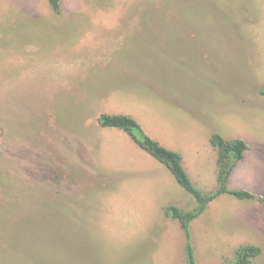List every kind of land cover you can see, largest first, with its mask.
<instances>
[{
    "label": "rangeland",
    "instance_id": "374dc122",
    "mask_svg": "<svg viewBox=\"0 0 264 264\" xmlns=\"http://www.w3.org/2000/svg\"><path fill=\"white\" fill-rule=\"evenodd\" d=\"M263 87L264 0H0V264H186L164 208L195 200L98 117L136 119L207 193L211 135L241 138L231 186L264 197ZM191 236L197 264H264V202L222 196Z\"/></svg>",
    "mask_w": 264,
    "mask_h": 264
},
{
    "label": "trees",
    "instance_id": "16d2710c",
    "mask_svg": "<svg viewBox=\"0 0 264 264\" xmlns=\"http://www.w3.org/2000/svg\"><path fill=\"white\" fill-rule=\"evenodd\" d=\"M47 1L55 14L62 12L63 0ZM259 93L264 97V87L260 89ZM98 124L102 128L117 129L126 133L138 148L162 164L173 176L177 185L195 200L196 207L191 211H186L176 205H168L164 208L165 215L177 221L185 235L186 264H197L191 242V224L206 211L212 202L222 196H229L239 201L264 202V197L258 196L250 190L231 186V179L236 167L244 161L250 150L248 143L241 138L227 139L218 133L211 135L210 144L217 151V186L214 191L207 193L192 182L184 167L183 155L152 138L133 117L126 114L102 113L98 117ZM260 254L261 249L257 246H240L235 252L234 259L227 264H251Z\"/></svg>",
    "mask_w": 264,
    "mask_h": 264
},
{
    "label": "crops",
    "instance_id": "0c3cea01",
    "mask_svg": "<svg viewBox=\"0 0 264 264\" xmlns=\"http://www.w3.org/2000/svg\"><path fill=\"white\" fill-rule=\"evenodd\" d=\"M157 141H158V140H157ZM143 152H144V151H143ZM146 156H147V155H146ZM150 157H151V156H150ZM150 159H151V161L153 160L152 162H154V163L156 162L157 164L161 165V166L164 168L165 171L167 170L162 164H160L159 162H157V161H156L155 159H153L152 157H151ZM154 163H153V164H154ZM183 164H184V157H183ZM142 168H144V167H142ZM141 170H142V169H141ZM186 171H187V170H186ZM166 172H169V171L167 170ZM187 173H188V171H187ZM166 174L168 175V173H166ZM170 175H171V174H170ZM170 175H169V177L172 178L171 180H174L173 176L171 175V176H172V177H171ZM188 175H189V173H188ZM189 176H190V175H189ZM190 178H191V176H190ZM191 180H192V178H191ZM174 181H175V180H174ZM192 181H193V180H192ZM175 184H176V186H177L179 189H181V188L177 185L176 182H175ZM200 189H201V188H200ZM181 190H182V189H181ZM201 190H202V189H201ZM206 210H207V209H206ZM204 213H205V212H204ZM204 213H203V214H204ZM203 214H202V215H203ZM192 223H193V222H192ZM191 226H192V224H191Z\"/></svg>",
    "mask_w": 264,
    "mask_h": 264
}]
</instances>
